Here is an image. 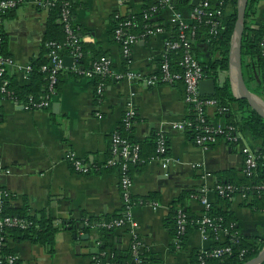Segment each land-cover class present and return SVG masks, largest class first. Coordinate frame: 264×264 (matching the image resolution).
Wrapping results in <instances>:
<instances>
[{
  "label": "crops",
  "instance_id": "0c3cea01",
  "mask_svg": "<svg viewBox=\"0 0 264 264\" xmlns=\"http://www.w3.org/2000/svg\"><path fill=\"white\" fill-rule=\"evenodd\" d=\"M154 1L74 0L73 22L80 29L83 42L97 51L88 52L86 68H90L98 55L110 58L118 73L133 70L146 77L157 74L167 44L174 38L172 26L175 25L170 20L178 12L192 24L196 9L191 6L192 0L179 11L170 6L156 17L155 22L162 24L163 32L133 46L130 65L121 45L112 36L117 16L141 14ZM252 9L255 22L263 23L264 0H255ZM231 11V7L227 8L228 13ZM48 18L47 11L28 3L4 20L6 53L20 67L9 68L8 72L21 86L30 82L22 69L42 52ZM194 45L199 62L210 68L209 77L217 73V84L223 86L229 80V73L220 69L215 72L211 67L219 53L204 39ZM73 65L74 60L71 66H65L60 88L52 96L48 109L33 111L16 101L0 100V186L15 195L12 206H27L35 216L44 214L58 229L53 253L32 241H10V249L22 264H94L102 244L107 248V258L127 259L132 243L128 228L107 234L102 228L88 225V233L76 235L65 227V222L80 220L83 213L87 217H100L104 222L124 208L121 172L118 167L109 166V161L112 137L119 134L129 103L134 105L137 117L129 137L141 142L153 133L163 134L169 141L168 155L172 160L168 169L158 161H149L132 170L131 197L149 200L132 209L143 240L146 264H191L194 252L208 250L215 242L224 243V233L215 240L199 229L189 233L181 248L166 229L165 218L171 212L172 202L186 193L191 211L204 214V198L210 204L217 202L219 180L226 178L220 174L234 170L243 177L244 149L255 153L261 148V141L240 135L235 145L221 139L209 149L201 148L186 131L172 128V124L189 118L183 83L149 86L142 79L120 82L110 79L105 82L103 100L98 103L94 80L76 74ZM260 83L261 73L255 71L250 86L256 90ZM218 112L216 107H209L208 118L212 123H225ZM69 152L89 167L88 174L74 169L66 158ZM197 164L201 166L194 167ZM8 170V174L4 173ZM152 194L157 195L156 199L148 198ZM245 200V196L237 194L231 206L241 236L264 239V212L245 206Z\"/></svg>",
  "mask_w": 264,
  "mask_h": 264
},
{
  "label": "trees",
  "instance_id": "16d2710c",
  "mask_svg": "<svg viewBox=\"0 0 264 264\" xmlns=\"http://www.w3.org/2000/svg\"><path fill=\"white\" fill-rule=\"evenodd\" d=\"M51 1L54 2V5L50 7L48 11L49 18L44 37L43 49L40 55L31 62L32 70L28 74L30 79L29 84L21 86L15 78L10 76L7 69L4 75L0 77V87L5 85L4 83H7L5 86L6 93L0 92V100L16 101L20 105L24 106L29 103L30 96L35 98V100H39L43 94H47L49 92L48 72L44 70V67L49 64L50 52L57 49L63 61L66 58L72 57L75 48L69 44L70 40L66 34L65 27L60 22L66 1ZM67 1L70 3L69 9L71 11V17L73 18L74 0ZM237 1L238 0H211V9L217 14L213 17L204 16L201 20L195 19L192 24H190L191 32L189 33V36L193 39V41L195 40V42H198L204 39L209 42L210 46L214 49V52L219 53L220 57L214 62L213 66H211L215 72L219 69L228 72L230 67L231 40L238 15ZM254 1L255 0H249L246 10L245 29L242 40V69L244 80L249 90L264 99V22L257 24L254 20L255 14L252 9ZM189 4L190 2L188 0H172L171 2V6H173L175 11H179L181 8H184ZM229 7L232 8L230 13L227 12V8ZM165 9L166 7H163L159 2L154 1L150 3L141 14L115 18L114 26L122 22H131L132 25L126 32L134 34L135 36L141 38L142 41H146L148 37L147 33L150 29L162 27V24L159 23L158 25L157 22H155V19ZM16 10L17 8L9 11L5 18L9 17L10 14ZM145 14H150L151 18L148 20L145 19ZM216 23L217 25L215 26ZM172 28L174 31V38L172 40H176L179 28L178 26H172ZM2 30L3 42L0 45V54L11 58L6 53L7 36L4 32V25L2 26ZM73 30L77 37L81 39L82 57L79 58L76 63L77 68L79 70H85L87 69L86 60L88 52L93 51L96 53L97 51H95L94 46L83 42L81 31L77 26H75V24L73 25ZM112 34L115 39L114 30ZM47 44H51V46H47ZM194 46L195 45L193 44V53L195 54L196 51ZM166 53L173 69L176 71L181 70L179 64L184 57V51L182 49L174 51L169 50ZM102 59L104 58L96 55L93 62ZM201 65L208 78H214L218 81L217 73H214L211 77H209L210 68L205 67L203 64ZM255 71H260L261 83L256 90H253L250 86V82L255 79ZM61 74L62 73L58 75V81L55 86L57 91L60 88ZM93 80L95 90L97 92L99 84H105V82L110 79L96 76ZM208 98L216 100L220 109H228L226 112L219 111L218 116L222 120H225V123L229 127L226 134L223 136L229 144H236V142L230 140V138L243 135L249 140H260L261 148H258L255 151L257 166L251 171L250 175L243 174V177H239L234 170L226 171L223 172V174H220L221 176L224 175L226 178L225 180L220 178L218 186H232L234 188V192L229 196H221L217 193V202L211 203L210 209H206L204 214L207 215L212 222V226H206L209 230L210 238L216 240L220 231L227 230L228 233L226 234V241L224 243L215 242L213 247L208 250L194 252L191 257V264H201L202 262L205 264H244L247 261L256 258L260 254V252L264 249V239L250 240L241 236L238 220L235 217L231 206L234 196L241 194L246 197L244 203L245 206L258 212H264V117L253 109L246 99H236L234 97L229 80L223 86L218 84L216 95L208 96ZM102 100L103 95L96 96V101L98 103ZM192 115L193 110L192 114L189 115V121L195 120ZM132 121L136 124L137 117L135 116ZM132 130V128L128 130L125 124H122L119 131L121 136L127 137L130 142L138 144L141 148L140 157L142 159V163L139 162L131 165V175L134 168L136 169L138 166H143L146 162L152 161L157 157V142L160 136L158 133H153L144 141L137 142L133 140V138L129 137V133ZM186 132L189 138L194 140V128H190ZM244 169L245 165L243 166L242 172H244ZM1 192H5L8 195L3 200V203L0 204V218L17 217L25 220L28 223V227L26 229L10 227L0 229V238H3V245L0 247V258L9 254H15L9 247L10 241H32L36 244L47 247L49 251L53 253L55 235L58 229L53 224L52 219L44 214L41 217L30 214L27 206L23 208H16L12 206V201L16 198L15 195L2 186H0V193ZM156 197V194H152L148 198L154 200ZM131 198L137 204L149 201L146 198ZM188 199L189 194L187 193L175 199L171 204V212L164 221L165 227L173 236L175 244L180 245L181 248L183 247L189 233L201 228L200 224L204 219V214L197 215L191 211L187 205ZM123 216L124 208L118 215L109 220L112 221L122 218ZM180 216H182L184 220V235L179 234ZM102 222L103 221L100 217H87L85 213H83L80 220H70L65 222V227L70 229L74 234L78 235L80 232L88 233L90 231V227L88 225L100 227ZM105 231L109 234L114 230ZM227 247L232 249L231 253H225L219 258L212 256L215 250ZM106 249L105 245H100V253L97 255L98 262L102 263L107 258ZM143 256L146 264V253H144ZM111 259L119 262H132V251H130L126 260L116 257H111ZM16 264H22L19 258L17 259ZM262 264H264V262Z\"/></svg>",
  "mask_w": 264,
  "mask_h": 264
},
{
  "label": "built area",
  "instance_id": "2783aa9c",
  "mask_svg": "<svg viewBox=\"0 0 264 264\" xmlns=\"http://www.w3.org/2000/svg\"><path fill=\"white\" fill-rule=\"evenodd\" d=\"M57 0H55L56 2ZM66 1L65 7L62 12L60 22L64 25L66 34L69 38V44L75 48L72 58L74 60L73 69L79 75L85 76L89 79H94L96 76H100L103 78H108L115 81H123V80H144V82L149 86H158L161 84L165 85H174L182 82L185 86V97L184 101L188 106L189 115L192 114L195 120L194 121H183L172 124V128L176 131L185 132L190 128H194L195 130V138L193 142L204 149H209L211 146L217 144L223 136L226 134L227 129L229 128L226 123L218 122L212 123L208 118L207 110L209 107H216L220 112H226L228 109L223 108L220 109L216 100L208 98L207 96H202L199 92V84L201 81L208 79L205 71L197 59L196 55L193 53V39L189 36L191 32L190 24L187 23L180 13L175 12L170 20V23L178 26L179 32L176 40H171L167 44V51L169 50H180L184 51V57L179 64L181 70L176 71L171 66V63L167 57V53L165 54L162 63L159 66L158 74L152 76H144L142 73L129 70L126 72L118 73L113 68V63L110 58H104L99 61L92 62L89 69L79 70L77 68V61L82 57L81 52V39L77 37L73 30V18L71 17V11L69 9V1ZM163 7H170L172 0H156ZM224 1V0H222ZM31 3L35 8L39 10L49 11L50 7L54 5V2L51 0H0V45L3 42V30L2 26L4 25V18L6 14L14 10L18 7L23 6L24 4ZM211 0H203L200 5L195 9L194 20H201L202 17L208 16L213 17L217 13L212 11ZM116 18H119L117 16ZM145 19H150V14H145ZM132 25L131 22H122L114 26L115 31V39L121 45L123 50V55L129 59L131 55V50L133 46L137 45L142 41L141 38L135 36L134 34L126 32L127 29ZM217 23L215 24V26ZM164 28L157 27L155 29H150L147 33V36L155 35L157 33H162ZM47 46H51V44H47ZM128 64H131V60L129 59ZM12 67H20L15 63L12 58L5 57L0 54V77H2L5 71ZM65 68L64 61L59 54L57 49H54L49 54V64L44 67V70L48 72L49 79V92L47 94H43L39 100H35L32 96L29 97V103L25 106L28 110H45L50 108L51 106V98L57 93L56 84L58 81V75L63 72ZM22 70H24L27 74H29L32 70L31 63L25 66ZM0 87V92L6 93L5 86L7 83H4ZM104 84H99L96 92L97 95H103ZM101 103V101H99ZM191 112V113H190ZM136 116V111L134 105L129 103L126 107L123 124H125L126 128L129 130L133 128L134 122L132 119ZM239 137L230 138L237 143ZM141 148L138 144H133L128 140L127 137H123L120 134H114L112 137L111 143V159L109 161V166H116L119 168L121 172V192L123 197V205H124V216L122 218H118L115 220H108L101 223L99 228L104 230H115L128 228L129 232L132 236L131 243V251L133 255L132 262H119L112 260L111 258H106L104 262H98L97 256L94 258V264H145L144 256L142 253L143 249V240L138 231V224L133 219L132 209L137 205L132 198L130 190L132 188L133 180L132 175L130 173L131 165L137 164L142 161L140 157ZM169 153V146L166 137L163 134H160L158 142H157V157L152 161H158L162 165L164 169H168L171 166L172 160ZM244 165L245 169L243 174L250 175L251 171L256 168L257 162L255 153L249 149H244ZM66 158L71 160L74 169L78 173L88 174L90 172L89 167L84 164L74 153L69 152L66 154ZM200 164L194 165V167H200ZM4 173L8 174V171ZM211 175V174H208ZM217 193L221 196H229L234 192V188L232 186H217ZM8 194L5 192L0 193V204L3 203V200L7 197ZM203 205L207 210L210 209L211 204L208 202L206 198L203 199ZM156 206V205H155ZM201 230L209 234V230L206 226H212L211 220L207 215L204 214V219L201 222ZM5 227L10 228H20L26 229L28 227V223L17 217H1L0 218V229H4ZM224 233L225 235L228 233L227 230L220 231L219 234ZM179 234H185L184 220L183 217L180 216L179 219ZM3 245V238H0V247ZM232 249L227 248H219L215 250L212 256L219 258L223 256L225 253H231ZM18 256L15 254H9L0 258V264H16ZM201 264H205L202 262Z\"/></svg>",
  "mask_w": 264,
  "mask_h": 264
},
{
  "label": "water",
  "instance_id": "95a60500",
  "mask_svg": "<svg viewBox=\"0 0 264 264\" xmlns=\"http://www.w3.org/2000/svg\"><path fill=\"white\" fill-rule=\"evenodd\" d=\"M201 1L202 0H192L191 5L197 8L200 5ZM248 2L249 0L237 1L238 15L235 30L231 40L230 67L228 70V78L234 97L236 99H246L251 107L264 117V99L249 90L245 83L242 69V40L245 29V17ZM72 63L73 58H66L64 60L65 66H71ZM217 90L218 84L214 78H208L201 81L199 84V92L202 96H214L216 95ZM263 262L264 249L256 258L251 259L244 264H262Z\"/></svg>",
  "mask_w": 264,
  "mask_h": 264
}]
</instances>
